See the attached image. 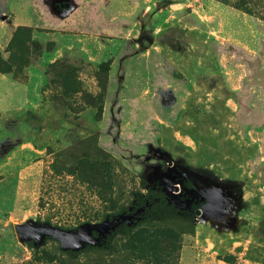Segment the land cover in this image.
<instances>
[{
    "label": "rangeland",
    "instance_id": "1",
    "mask_svg": "<svg viewBox=\"0 0 264 264\" xmlns=\"http://www.w3.org/2000/svg\"><path fill=\"white\" fill-rule=\"evenodd\" d=\"M225 1L0 0V264H264V21Z\"/></svg>",
    "mask_w": 264,
    "mask_h": 264
},
{
    "label": "water",
    "instance_id": "2",
    "mask_svg": "<svg viewBox=\"0 0 264 264\" xmlns=\"http://www.w3.org/2000/svg\"><path fill=\"white\" fill-rule=\"evenodd\" d=\"M15 233L19 242L37 241L41 237H49L58 242L63 248L73 249L77 245V234L66 233L48 223L35 224L27 221L23 224L15 225Z\"/></svg>",
    "mask_w": 264,
    "mask_h": 264
},
{
    "label": "trees",
    "instance_id": "3",
    "mask_svg": "<svg viewBox=\"0 0 264 264\" xmlns=\"http://www.w3.org/2000/svg\"><path fill=\"white\" fill-rule=\"evenodd\" d=\"M226 3H228L235 10L242 11L243 13L247 14L248 16H255V17L259 18L260 20L264 21V16L262 14L254 15L253 11H251V8H250L251 5H252L251 1L249 2L248 0H234V1L226 2ZM22 29H25V28L24 27H20V26L16 27V29H15L16 31H14L13 35L11 36V39L9 40V44L15 41V38L17 37L18 32L20 33V31ZM106 64H108V66H109V63H106ZM77 72L78 71H76L74 68H67L64 71V73H66V74H75ZM6 74H12V73L11 72H8V73L6 72L4 75H6ZM100 86H101L100 83H98V88H99L100 91H102ZM94 100L96 101L97 98L95 97ZM95 109H96V116L98 115V117L100 118L99 120H101V115H102V111H103V103L100 106L96 105ZM92 137L93 138L90 139V140L93 141V144H91L92 148L89 149V152L93 153L97 157V161H99L100 163L109 164L110 166H112V165L116 166V162L111 156H109L108 154H105L101 150H99V148L97 147V138H96V136H92ZM117 213H118V211L112 212V213H107L106 215L107 216H115ZM148 221L150 222L149 219L145 218V221H143V222L141 221L140 223L145 224ZM139 224H136V222H135L132 227H138V226H140ZM75 230L76 229H74V231ZM129 231H130V229H129Z\"/></svg>",
    "mask_w": 264,
    "mask_h": 264
},
{
    "label": "crops",
    "instance_id": "4",
    "mask_svg": "<svg viewBox=\"0 0 264 264\" xmlns=\"http://www.w3.org/2000/svg\"><path fill=\"white\" fill-rule=\"evenodd\" d=\"M147 11L149 10V7H147V9H146ZM18 26H24V25H15L14 26V28H16V27H18ZM34 29V28H33ZM55 44V43H54ZM86 45H85V43L84 42H78V45H77V47H75V48H73L72 47V45H68V47H67V50H66V52L68 53H70V52H73L74 54H75V52H76V54H77V52L78 53H80L81 54V58L82 57H84L85 59H86V56H88V52L90 51V49H88L87 48V51H86ZM64 57H69L70 59H71V56L69 55V56H64ZM83 58V59H84ZM11 81V80H10ZM12 82V81H11ZM14 83V82H13ZM234 91V90H233ZM232 108H233V110H236V108H235V106H233V104H232ZM249 161H250V159H249Z\"/></svg>",
    "mask_w": 264,
    "mask_h": 264
}]
</instances>
